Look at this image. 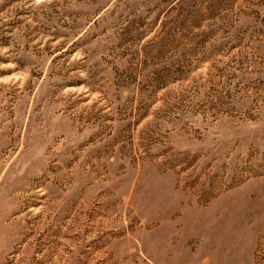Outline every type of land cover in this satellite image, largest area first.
Instances as JSON below:
<instances>
[{
  "label": "rangeland",
  "instance_id": "obj_1",
  "mask_svg": "<svg viewBox=\"0 0 264 264\" xmlns=\"http://www.w3.org/2000/svg\"><path fill=\"white\" fill-rule=\"evenodd\" d=\"M0 264H264V0H0Z\"/></svg>",
  "mask_w": 264,
  "mask_h": 264
}]
</instances>
